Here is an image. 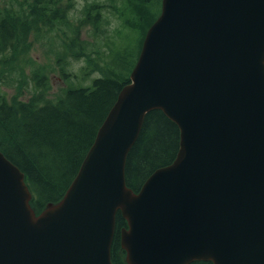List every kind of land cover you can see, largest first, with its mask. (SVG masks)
I'll list each match as a JSON object with an SVG mask.
<instances>
[{"label": "water", "instance_id": "95a60500", "mask_svg": "<svg viewBox=\"0 0 264 264\" xmlns=\"http://www.w3.org/2000/svg\"><path fill=\"white\" fill-rule=\"evenodd\" d=\"M179 129L137 191L125 165L146 114ZM0 151V264H264V0H161L64 195L38 214Z\"/></svg>", "mask_w": 264, "mask_h": 264}, {"label": "trees", "instance_id": "16d2710c", "mask_svg": "<svg viewBox=\"0 0 264 264\" xmlns=\"http://www.w3.org/2000/svg\"><path fill=\"white\" fill-rule=\"evenodd\" d=\"M127 2L126 23L137 31V36L135 33L131 42L110 48L113 51L110 57L116 63L111 74L105 75L104 68H100L103 75L94 78L90 87H70L55 104L36 107L25 102L16 105L5 100L0 102V151L24 173L31 192L30 204L36 214L64 195L118 92L129 82L145 32L160 13L161 0ZM53 3V0H33L28 5V15L47 19L50 15H59L62 6ZM8 10L0 9V53L12 46L16 29L15 14ZM97 14L94 13L93 23ZM178 147L177 125L160 109L148 112L126 159V184L137 191L155 169L174 159ZM124 224L125 220L117 212L111 246L115 264H126L118 230ZM189 264L213 263L196 260Z\"/></svg>", "mask_w": 264, "mask_h": 264}, {"label": "rangeland", "instance_id": "374dc122", "mask_svg": "<svg viewBox=\"0 0 264 264\" xmlns=\"http://www.w3.org/2000/svg\"><path fill=\"white\" fill-rule=\"evenodd\" d=\"M32 1L0 0V9L15 14L16 26L12 46L0 53V102L55 104L66 89L90 87L103 72L111 74L116 63L110 48L137 36L126 23L127 0H53L62 9L59 15L49 14L50 19L30 17Z\"/></svg>", "mask_w": 264, "mask_h": 264}, {"label": "flooded vegetation", "instance_id": "af4514ba", "mask_svg": "<svg viewBox=\"0 0 264 264\" xmlns=\"http://www.w3.org/2000/svg\"><path fill=\"white\" fill-rule=\"evenodd\" d=\"M122 227H126V223L124 224V226H121L120 229H121ZM120 229H118V230H120Z\"/></svg>", "mask_w": 264, "mask_h": 264}]
</instances>
